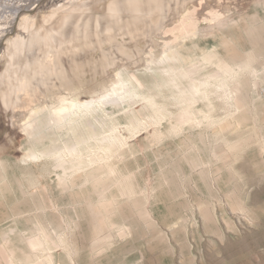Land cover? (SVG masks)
Wrapping results in <instances>:
<instances>
[{"label": "rangeland", "instance_id": "374dc122", "mask_svg": "<svg viewBox=\"0 0 264 264\" xmlns=\"http://www.w3.org/2000/svg\"><path fill=\"white\" fill-rule=\"evenodd\" d=\"M114 1L92 7L94 33L48 54L19 103L0 100V264H264V0H160L161 12L134 0L135 14L112 13ZM62 95L93 110L28 136L27 112H53ZM71 126L84 132L74 156ZM51 140L60 161L82 162L61 180L53 155L25 157L28 141Z\"/></svg>", "mask_w": 264, "mask_h": 264}, {"label": "bare ground", "instance_id": "6f19581e", "mask_svg": "<svg viewBox=\"0 0 264 264\" xmlns=\"http://www.w3.org/2000/svg\"><path fill=\"white\" fill-rule=\"evenodd\" d=\"M40 1L41 0H0V43H2V45H1L2 48L0 49V54L2 53V55L4 54V56L6 57V61H5L6 66H4L5 69L2 70V72L0 73V87H3L7 92L4 94V96L0 100L2 101L3 105H5V106H7L9 104L14 105V103H19V102H15L18 97H15L13 95L14 94L17 95L18 92H20L21 90H25L28 87H30L29 85L31 82H30L29 77L31 76V73L36 74V71H40L42 69V66L45 63V59L48 56V54H50V53H54L55 55L60 54L59 53L60 49H62V47L64 45H67V43L69 44V42H70V44H72L71 43L72 39L82 37L83 35L85 36L86 33L90 32V31H92L90 33H94V31L97 30L96 28H97L98 20H97V18L95 19L94 13H93L94 15H91L92 14L91 12L94 11V10H92V7L94 8L100 2H103L105 0H57L56 3H54L53 0H49V2H48V3H50L49 7L42 5L41 7H39V9H37L35 11L34 14H27L26 11H24V10L33 8L34 6L36 7L37 3ZM115 1L113 2V4L115 3ZM137 1H135V3H134V0H118L117 3H115L116 7H115V5L110 4V8H111V6H113V8L112 9H109V7H107V8H108V10H111L112 13L117 14L118 12H120V13L125 12V11H128L129 9L132 10V8L135 7V4ZM163 1H165V0H161V2H163ZM153 3H154V8L157 10H160V12L166 8L160 3V0H153ZM163 4H164V2H163ZM137 5H139L138 6V9H139L140 4H137ZM142 5H144V4H142ZM148 6H149V4H148ZM149 8H151V5L149 6ZM135 9L136 8H134V14L138 13L139 11L141 12V10H138V9L135 10ZM144 10H145V8H144ZM151 10L147 11V9H146V11L148 13H151L152 12ZM135 11H137V12H135ZM108 12H110V11H108ZM125 13H127V12H125ZM40 14L43 15V17L40 18L39 17ZM96 15H97V13H96ZM92 17H94V18H92ZM106 17H107V15H106ZM106 17H105V21H106ZM111 17H112V15H111ZM111 17H109V18H111ZM133 17H136V16L134 15ZM112 18L113 19L110 21L112 23H114V25L119 23L117 21V19L115 18V16ZM118 18H120V17H118ZM139 18L140 17H138L137 19H139ZM100 21L101 20L99 19V22ZM105 21H104V23L100 22L98 25V26H100L99 30L102 33L104 31L105 32L108 31V26L110 25L109 23H107ZM119 21H121V20H119ZM132 21H135V20H132ZM110 27L112 28L113 26L110 25ZM11 32H12V34H11ZM101 32H100V34H101ZM80 34L82 36H80ZM88 35H91V34H88ZM95 37H96V35H95ZM74 44H75V42H74ZM55 55H53V56H55ZM165 59L168 61H171L172 62V63L170 62L172 64L171 68H174L176 66V62L178 61V56L172 52V53L167 54ZM46 68H47V65H46ZM53 69H55V68H53ZM225 71H227V70H225ZM173 73L175 74L176 71ZM33 76H34V74H33ZM44 76H45V74H44ZM118 76H120V75H118ZM39 81H40V79H39ZM47 83H48V81L46 82V84ZM49 85H51V83ZM179 85H180V83H179ZM113 87H114L113 88L114 94H117L120 90H122L121 86H119V85H116V87L113 85ZM171 88H172V86H171ZM183 94H184V97L190 101H197L198 98L200 97L198 92L192 86H189L188 88L183 90ZM67 95H68V93H67ZM110 96L111 95L107 94V95L102 96L100 99L101 100L107 99ZM92 101H94V100H92ZM92 101L90 99L89 100L83 99L80 101H75L71 97V95L70 96H66V95L63 96L62 95V97L59 96L58 99L56 100V103L52 105L53 109H51V110H53V112L51 110L50 111L53 114L51 112H49V110H48L49 104L47 105L45 102H40V104L36 103L37 105L35 104V106H33L30 109V111L27 112L28 115H27V118L25 117L26 119L23 120L24 122L22 121L23 122L22 127L24 128L25 131L28 132V136H30L32 138L37 137V136L42 137L44 134V130H46V128H48L51 125L53 120H58L61 122V120L65 117V115L70 113V111H72L73 108L76 109L77 107H82L81 109H85V111L86 110L90 111V109H92V107L94 106L92 104ZM107 102L114 104L115 99L110 98L107 100ZM101 104H102V102H101ZM12 108H13V106H12ZM68 117H66V118H68ZM83 124H82V126L84 127ZM88 124H89V122L86 123L85 132L89 133V136L90 135L94 136V132H96V131L93 127L88 126ZM82 126L79 128H82ZM76 128H78V127H76ZM76 128H74V127L70 128L71 131H73V133H74L73 137H75L76 142L75 143H70V142L67 143L65 148H66L68 156H74L75 154H77V152L79 153L77 145L79 144L80 146H82L81 143L84 142V139H82V137H81L82 131L79 132ZM48 129H50V128H48ZM82 130H83V128H82ZM83 134H84V132H82V136H84ZM89 138H91V137H89ZM86 139H85V141H86ZM104 139H102V140L100 139L101 142L100 141H97V142H100L102 144L105 142ZM106 142H107V140H106ZM32 144H34V143H31L30 141L27 142L28 146L26 147L25 157L31 158V159H37L39 157L53 155L54 160L56 162H58L56 165L57 166L56 170H58V172H59V173L56 172L57 173L56 176H57L58 180H61L62 175L63 174L66 175V172L68 170L69 171L74 170V172H75L76 169L78 170L82 166L81 161L74 160L75 162L70 161L72 163H69V164H66L67 163L66 161H60L61 157L57 154L58 153V146L54 140H51L50 144H48V145L43 144V146L39 149L34 148ZM80 146H78V147H80ZM63 153H65V152H63ZM53 157H51V159ZM62 158H64V157L62 156ZM61 173H63V174L61 175ZM27 242H28L29 246L32 248V250L33 249H40L42 247V244L40 243V241L38 239H28Z\"/></svg>", "mask_w": 264, "mask_h": 264}]
</instances>
